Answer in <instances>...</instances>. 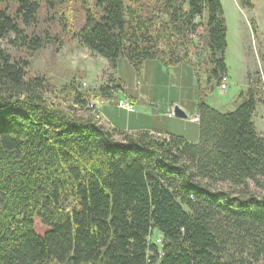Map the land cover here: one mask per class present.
<instances>
[{
  "label": "trees",
  "instance_id": "16d2710c",
  "mask_svg": "<svg viewBox=\"0 0 264 264\" xmlns=\"http://www.w3.org/2000/svg\"><path fill=\"white\" fill-rule=\"evenodd\" d=\"M65 1L0 0V264H264L259 84L233 110L206 104L227 74L220 0H76L84 20L72 38L108 61L88 91L76 77L56 88L29 75L2 45L39 51ZM197 29L203 84L190 57ZM121 57L136 73L147 60L193 68L197 142L101 120L99 105L124 91Z\"/></svg>",
  "mask_w": 264,
  "mask_h": 264
},
{
  "label": "rangeland",
  "instance_id": "374dc122",
  "mask_svg": "<svg viewBox=\"0 0 264 264\" xmlns=\"http://www.w3.org/2000/svg\"><path fill=\"white\" fill-rule=\"evenodd\" d=\"M220 2L227 27L229 67L234 80L237 82L242 81L245 74L243 93L249 89L251 83L259 84L258 90L262 95H260L255 122L258 127L257 130L264 136V0H250L253 8L249 10L239 0H220ZM60 9L61 14H57L56 22L53 23L51 28L47 29L50 33V41L46 42L44 47L33 55H29L24 49L13 48L12 44L2 43V45L12 55L20 56V58L29 63L27 68L29 75H43L56 88L72 77H76L86 91L98 87L105 81L103 73L106 69L102 67L101 57L93 55L87 48L72 38L73 32L71 31L83 24V13L80 11L76 0H66ZM250 25L253 26L255 31L254 38L252 37ZM43 27L45 28L46 26ZM193 35L194 41L190 50V57L197 68L201 82L204 83L206 72L199 63L198 56L201 51L199 39L201 30L197 29ZM122 61L128 66V68L120 66L123 76L126 77L123 83L126 88L125 91L127 93L135 92L141 98L137 102V111L135 113H127L118 109L113 104L115 97L106 100L102 107L107 106L105 112H107L110 120H113L116 124H124L125 126L129 124L130 126L146 128H155L156 125L172 124L173 121L184 120L187 121L189 128H195L196 120L192 118L193 115L190 111L187 117L188 120H185L175 117L172 113L173 111L168 114L169 109L165 107L169 101L172 102L173 107L179 106L178 102L180 100L186 104L191 101V104L194 103V106H196L198 98L196 76L194 81L192 77L179 80L166 77L163 81L158 82L151 71L149 80H144L141 71L139 86H136L137 77L134 76L135 73L129 65L130 63L125 60ZM171 73L173 75V72ZM184 82L185 84H183ZM227 85L228 89L226 88L220 93L214 88L206 98V103L220 112H227L228 108L231 107V103H227L232 101L230 97L238 94L237 86L233 84L229 87V84ZM135 89L140 90L136 91ZM195 91L196 97L194 98ZM119 94L124 96L122 92ZM89 102L96 106L90 98ZM90 103L88 104L90 105ZM97 103L100 104V102ZM220 103L226 104L228 108L219 107L217 104ZM34 230L36 233L42 234L45 231V227L36 220Z\"/></svg>",
  "mask_w": 264,
  "mask_h": 264
},
{
  "label": "crops",
  "instance_id": "0c3cea01",
  "mask_svg": "<svg viewBox=\"0 0 264 264\" xmlns=\"http://www.w3.org/2000/svg\"><path fill=\"white\" fill-rule=\"evenodd\" d=\"M250 27H251V25H250ZM251 32H252V37L254 38L255 37V34H254L255 31L252 30V27H251ZM226 43H227V34H226ZM227 50H228V44L226 46V51H225V61H226V66H227L228 84H229V87L231 85H233V84L235 86H237L238 87V94H235V95L231 96L230 98L232 99V101L231 102L230 101L227 102V103H231V107L230 108H228V106L226 104H224V103H220V104H217V105L219 107H227L228 111H229V110H233L235 108V106L240 101V97H242L243 96L242 94H244L243 91H244V86H245V84H244L245 83V74L243 75L242 81H238L237 82L236 80H234L233 74L231 72V69H230L229 63H228ZM122 60H125L126 62H128L123 57L119 58L117 60V62H116V65H115V69H114L115 73H114V75H115V78L119 79V82L121 83V85L124 88V92L123 93H124L125 98H128L134 104L135 109H136L135 112H136L137 111V102L140 100L141 97H140L139 94L137 95L135 92L134 93H132V92L131 93H127L125 91L126 88L124 87L123 83L125 82L126 77L123 76V74H122V72L120 70V66L123 67V68H125V66L128 68V66ZM101 64H102V67L104 69H107L108 61L106 59L102 58V57H101ZM129 65L131 66V64H129ZM131 68L133 69V71L135 73L134 76H136V72H135L134 68L132 66H131ZM141 71H142V77H143L144 80H149V73L151 71L152 75L154 76V78L158 82L159 81H163L166 77L174 79V80H179L181 78L182 79H185V78L189 79V78L192 77L193 81H194V77H195V73L193 71V68L190 65H188V64H179V65L167 66L166 67V66L162 65L157 60H147V61H145L142 64V67H141L140 73H139V79H140ZM171 72H173V75H172ZM183 84H185V82ZM196 84H197V82H196ZM199 84H203L201 82V80L199 81ZM194 87H196V86H194ZM253 87H254V84L251 83L249 89H252ZM227 89H228V85H227ZM139 90H136V91H139ZM214 90H216V91H218V93H220V90L217 87H215ZM260 95H262V94L259 91L258 92V97L259 98H260ZM115 96L116 97H115V99L113 101V104L118 109H120L118 107V105H117V101H118L119 98L120 99L123 98V95L122 94L121 95L118 94V95H115ZM195 97H196V91L194 93V98ZM237 98H238V101H237ZM259 102H260V100L258 101V103L256 105V108L254 110V113H253V122H254V125L256 127V130L258 129V127H257L256 122H255V119H256L255 115H256V112H257L258 107H259L258 106ZM171 103L172 102H170V101L167 102V106L165 107L166 109H169L168 114L171 111H173V109H174V107L172 106ZM178 105H179L178 107L184 111V113L186 114L187 117H188L189 111L193 115L192 118H194V120H196L195 121V128H193V127L189 128L188 125H187V121H184V120L183 121H180V120L173 121L172 124L156 125L155 128H146V127H141V126H130L129 124L127 126H125L124 124H116V122H114L113 120H110L108 118L107 112H105V109H106L107 106L102 107V105H99V112H100V117H101L102 121L106 122L111 127H114V128H117V129L128 130V131L148 130V131L156 132V133L175 135V136L181 137L184 140H187L189 142H197L198 138H199V132H198V123H197L198 115H197V111H196V106H194V103L191 104V101L188 102V104H186V103H183V101H181V100H180V102H178ZM209 106L212 107L211 105H209ZM120 110H122V109H120ZM122 111H124V110H122ZM135 112H132V113H135ZM179 119H181V118H179ZM185 120H188V119L185 118ZM125 128H127V129H125ZM257 132L260 134V132L258 130H257Z\"/></svg>",
  "mask_w": 264,
  "mask_h": 264
},
{
  "label": "built area",
  "instance_id": "2783aa9c",
  "mask_svg": "<svg viewBox=\"0 0 264 264\" xmlns=\"http://www.w3.org/2000/svg\"><path fill=\"white\" fill-rule=\"evenodd\" d=\"M139 73H136V86H139ZM227 84H228V76L227 74H224L222 75L220 81H219V84H218V89L221 91L223 90H226L227 88ZM122 93L124 91H121ZM124 99L119 101L117 103L118 107L124 111H126L127 113H132V112H135V106L134 104L128 99V98H125V96L123 97ZM91 106H93L91 103H90Z\"/></svg>",
  "mask_w": 264,
  "mask_h": 264
},
{
  "label": "water",
  "instance_id": "95a60500",
  "mask_svg": "<svg viewBox=\"0 0 264 264\" xmlns=\"http://www.w3.org/2000/svg\"><path fill=\"white\" fill-rule=\"evenodd\" d=\"M173 115L178 118H187L186 114L182 109H180L178 106H175L173 109Z\"/></svg>",
  "mask_w": 264,
  "mask_h": 264
}]
</instances>
